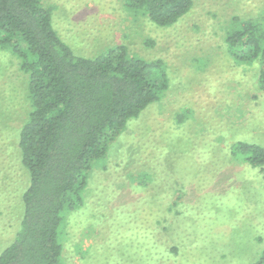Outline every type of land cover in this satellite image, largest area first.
Listing matches in <instances>:
<instances>
[{"label":"rangeland","instance_id":"374dc122","mask_svg":"<svg viewBox=\"0 0 264 264\" xmlns=\"http://www.w3.org/2000/svg\"><path fill=\"white\" fill-rule=\"evenodd\" d=\"M42 3L75 55L95 57L123 46L131 56L161 62L168 80L160 101L127 121L106 167L91 169L84 204L67 218L63 263L257 262L264 241L259 245L253 236L264 240V209L257 202L264 197L253 188L262 184L229 150L242 140L264 146V92L258 63L236 65L225 38L244 20L264 26V0H193L167 27L128 10L123 0ZM19 65L0 48V252L18 230L29 184L17 151L30 110ZM145 171L150 189L142 186ZM155 207L159 212L149 216ZM175 212L186 216L168 227Z\"/></svg>","mask_w":264,"mask_h":264},{"label":"trees","instance_id":"16d2710c","mask_svg":"<svg viewBox=\"0 0 264 264\" xmlns=\"http://www.w3.org/2000/svg\"><path fill=\"white\" fill-rule=\"evenodd\" d=\"M123 2L158 27L174 24L193 6V0ZM51 15L42 0H0V48L19 60L30 104L17 137L29 184L18 230L0 252V264H64L67 218L84 204L91 169L106 167L110 147L127 121L159 102L168 89L161 62L131 56L123 46L95 57L75 55L53 29ZM230 28L225 38L229 55L236 65L258 63V87L264 92V26L249 19ZM229 156L258 175L262 188L253 189L264 197V146L237 141ZM142 174V186L150 189L151 174ZM257 202L264 209V201ZM250 206H255L253 197ZM174 214L168 227L186 216ZM253 237L259 245L264 241ZM156 244L154 249H160L161 243ZM250 264H264V250Z\"/></svg>","mask_w":264,"mask_h":264}]
</instances>
